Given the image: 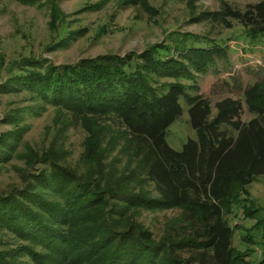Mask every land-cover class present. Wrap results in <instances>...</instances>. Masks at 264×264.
Returning <instances> with one entry per match:
<instances>
[{
	"label": "trees",
	"instance_id": "obj_1",
	"mask_svg": "<svg viewBox=\"0 0 264 264\" xmlns=\"http://www.w3.org/2000/svg\"><path fill=\"white\" fill-rule=\"evenodd\" d=\"M59 1L43 0L54 32L71 22ZM171 1L193 8L194 0ZM118 3L157 14L148 0ZM218 3L190 22L238 27L250 51L264 36V0L242 8ZM170 40L61 65L6 61L0 53V95H23L34 104L28 115L50 109L55 117L53 141L38 149L21 144L26 127L18 114L5 117L13 126L0 134V164L13 157L22 168H15L19 184L0 190V236L16 243L0 245V264H264V217L246 199L248 186L264 176V79L242 92L249 118L241 120L239 100L212 105L194 83L226 49L190 34ZM180 99L195 140L177 152L165 135L181 115ZM69 126L84 135L74 163L60 137ZM167 210L177 215L155 239L140 216ZM237 213L255 221L248 232H258V242L249 234L241 241L257 245V254L232 245L239 227L227 217Z\"/></svg>",
	"mask_w": 264,
	"mask_h": 264
},
{
	"label": "rangeland",
	"instance_id": "obj_2",
	"mask_svg": "<svg viewBox=\"0 0 264 264\" xmlns=\"http://www.w3.org/2000/svg\"><path fill=\"white\" fill-rule=\"evenodd\" d=\"M239 8L259 0H224ZM119 0H60L58 5L62 13L71 21L58 31L48 28V10L43 0L37 4L26 5L18 0H0V53L6 61H19L22 58L34 57L41 63L53 65L72 64L79 59L95 58L104 54L123 56L128 52L139 53L146 47L159 42L171 44V37L176 34H190L213 40L226 49V58L215 60L203 76H196L194 83L199 94L207 98L213 105L222 98L239 100L242 104L241 120L249 116L243 102L242 92L254 83L264 79V36H259L248 51L244 33L238 27L233 30L211 29L202 23L190 22L192 13L214 11L218 9V0H194L193 8L184 2L171 0H148L150 6L157 10L156 16H149L131 7L120 8ZM70 35V33H76ZM63 40V42H61ZM250 40V39H249ZM62 44H57V43ZM200 45H205L201 41ZM247 49V50H246ZM183 83L192 85L191 80ZM192 93V91H188ZM181 115L169 126L165 142L174 151H180L187 140H195V133L188 121L187 106L179 100ZM211 111L214 113L213 106ZM34 108V104L23 95H0V134L10 131L13 124L5 121V117L18 114L22 120L18 126L25 125L22 143L38 149L47 146L54 139V114L50 109L35 111L28 115L26 111ZM24 118V119H23ZM63 149L67 161L73 163L78 159L83 139L82 131L77 127L63 130ZM15 168H22V163L13 158L0 164V190H7L18 185L19 179ZM246 199L251 207L261 209L264 217V176L257 178L248 186ZM177 215L176 211L143 212L140 221L148 228L155 239L163 235L168 222ZM227 217L230 226L237 225L232 245L238 251L251 249L258 253L257 245H247L241 241L249 234L255 243L259 233L248 230L255 224L254 220L242 219L237 213ZM15 242L0 236L3 249L16 248ZM2 247L0 246V249Z\"/></svg>",
	"mask_w": 264,
	"mask_h": 264
}]
</instances>
